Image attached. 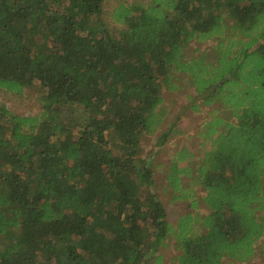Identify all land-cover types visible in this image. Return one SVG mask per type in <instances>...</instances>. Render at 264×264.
I'll return each mask as SVG.
<instances>
[{
    "label": "trees",
    "instance_id": "16d2710c",
    "mask_svg": "<svg viewBox=\"0 0 264 264\" xmlns=\"http://www.w3.org/2000/svg\"><path fill=\"white\" fill-rule=\"evenodd\" d=\"M104 5L0 0V90L34 87L41 104H0V264H170L156 254L170 236L175 264L252 259L264 235V0L121 1L117 27ZM186 79V107H218L195 134L210 142L202 155L185 161L182 145L164 171L172 200L196 206L191 177L207 210L172 223L153 154L178 129L152 155L140 146L166 114L162 91Z\"/></svg>",
    "mask_w": 264,
    "mask_h": 264
},
{
    "label": "rangeland",
    "instance_id": "374dc122",
    "mask_svg": "<svg viewBox=\"0 0 264 264\" xmlns=\"http://www.w3.org/2000/svg\"><path fill=\"white\" fill-rule=\"evenodd\" d=\"M131 2L132 0H105L104 5V18L109 22L111 26H116L115 22L110 17L112 9L119 2ZM207 42L201 45V48L205 47ZM194 47V44L193 46ZM38 83H36V86ZM181 87L177 90H163V105L165 106L166 114L163 118L161 126L159 129L152 134H146L142 138L141 142V153L145 157L152 155V151L155 150V141L158 134L168 129L173 123V127L177 128L178 131H175L168 138L167 142L159 149L155 150L154 164L157 166L154 171V184L152 185V190L157 192L158 197L163 201L168 219L175 223L177 217L186 211L193 210L201 214L205 213L207 210L204 205V201L201 200V195L203 191L199 188L197 183L191 178L188 177L183 185L192 187L194 199H196V206L192 207L190 205L191 199H174L171 197L173 192L169 188L164 179V171L166 170V165L172 158V154L176 149L183 147L187 148L189 152H193L192 156L189 155V160H196L198 155H202L203 150L209 146V141H204L197 137L196 132L202 127L203 123L209 118L210 114H217L216 108L217 104L211 105H202L198 110H192L189 107H186L189 95H194V90L188 86L187 79L182 80ZM0 104H4L7 109L13 113L19 114H33L41 110V104L39 100L38 90L34 87H31L29 90H26L23 94H14L7 93L4 90H0ZM221 113V111H219ZM182 161V165L187 163ZM182 222H185L183 220ZM256 254L255 256L248 261H237L231 260L230 258H224L221 264H264V235L255 242ZM178 250L174 249V244L172 237L166 239V245L159 248L156 254H161L166 263L175 264V255ZM150 264H154L151 260Z\"/></svg>",
    "mask_w": 264,
    "mask_h": 264
},
{
    "label": "crops",
    "instance_id": "0c3cea01",
    "mask_svg": "<svg viewBox=\"0 0 264 264\" xmlns=\"http://www.w3.org/2000/svg\"><path fill=\"white\" fill-rule=\"evenodd\" d=\"M207 44L209 45V42Z\"/></svg>",
    "mask_w": 264,
    "mask_h": 264
}]
</instances>
